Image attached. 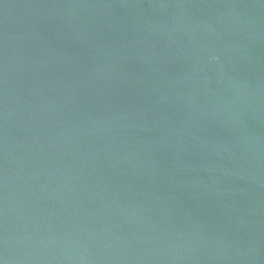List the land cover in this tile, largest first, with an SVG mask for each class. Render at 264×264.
I'll return each instance as SVG.
<instances>
[{
	"label": "water",
	"instance_id": "water-1",
	"mask_svg": "<svg viewBox=\"0 0 264 264\" xmlns=\"http://www.w3.org/2000/svg\"><path fill=\"white\" fill-rule=\"evenodd\" d=\"M0 264H264V0H0Z\"/></svg>",
	"mask_w": 264,
	"mask_h": 264
}]
</instances>
